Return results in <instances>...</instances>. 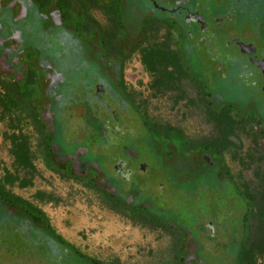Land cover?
I'll use <instances>...</instances> for the list:
<instances>
[{
	"label": "rangeland",
	"instance_id": "1",
	"mask_svg": "<svg viewBox=\"0 0 264 264\" xmlns=\"http://www.w3.org/2000/svg\"><path fill=\"white\" fill-rule=\"evenodd\" d=\"M242 29L246 26L238 32L230 30L225 33L227 37L238 36L244 41L249 40V35L243 34ZM153 31V34H146L151 46L165 37L162 26ZM130 40L131 43L135 41ZM147 41L144 45H148ZM196 62L189 60L188 64L193 68ZM185 67L186 74L158 91L153 87L152 77L140 64L139 56L129 57L121 66V75L123 87L137 107V115L128 113L122 118L129 117L131 126L139 129V140L142 142H139L136 164L146 165L151 170L154 163L159 162L163 166L159 167L162 170L160 173H171L168 180L158 174L156 181L152 180L149 186L166 183L165 189L158 192L164 207L168 203H173L170 208L182 204L179 212L173 214L174 218L175 215L177 217V224L193 230L199 223L209 227V217L215 216L217 223L226 227L223 235H218L219 239L215 235L216 222L211 226L214 229L211 238L206 232L202 238L193 231L203 247V252L198 254L199 261L194 258V243L185 229L158 220L142 223L125 207L111 209L106 197L108 191L99 182V173H57L61 169L72 171L70 160L54 155L47 124L43 126L42 139L26 113L32 111L36 114L38 111L41 114L46 105L45 82L43 75L37 72L24 94V108L19 106L5 111L0 106V179L9 173L28 181L27 187L17 188L15 184L11 185L10 191L40 209L57 235L82 254L102 263L233 264V259L226 257L225 245L234 247L237 244V249L255 245L250 255L254 256L255 264H264V125L252 114L254 112L249 105L242 107L240 104L242 109L238 108L236 102L239 98L235 92L224 94L218 101L219 92L215 94L218 82L215 84L210 80V72L217 65L211 64L207 74L204 72L202 75L193 69L188 72V66ZM228 68L225 63L222 64V72L227 73ZM254 80L258 82V77L254 76ZM220 87L223 89L221 84ZM2 99L6 101L8 98L0 92ZM220 111H229L232 120L229 128L216 125L212 119ZM85 115L84 118L88 113ZM105 116L104 113L99 115L100 118ZM79 117L81 114L77 109L66 110L65 135L71 133L72 136L75 125L81 126ZM156 126L174 129L183 136V141L173 144L170 138L150 139L147 145L143 141L146 135L144 127ZM12 135L24 136L28 141L31 164L27 168L14 162L9 141ZM79 139L82 141L83 137ZM220 143L224 146L220 150L217 148L215 153L195 150L200 144ZM209 147L212 149V146ZM221 168V175H225L223 184L214 191L210 192L202 185L192 186L193 192L198 194L197 202L187 204L176 192L180 185L189 186L193 176L203 170L210 176L216 173L215 170L220 173ZM148 170L145 173H149ZM137 173L138 169L130 175ZM205 198L209 208L199 202ZM201 216L208 218L197 220ZM242 223L245 228H242ZM227 231H230L231 242L229 235H225Z\"/></svg>",
	"mask_w": 264,
	"mask_h": 264
},
{
	"label": "flooded vegetation",
	"instance_id": "2",
	"mask_svg": "<svg viewBox=\"0 0 264 264\" xmlns=\"http://www.w3.org/2000/svg\"><path fill=\"white\" fill-rule=\"evenodd\" d=\"M244 25L246 29L241 31L249 40L226 36ZM161 26L165 37L151 46L146 34ZM155 49L176 55L182 76L187 72L185 66L188 72L193 69L202 75L211 64L217 65L210 80L218 82V101L235 92L238 108L249 105L264 125V0H0V80L16 84L24 95L34 74L43 75L46 105L36 115L42 126H48L54 155L70 160L73 167L57 173H99V182L108 192H112L110 177L125 181L137 169L139 173L148 170V166L136 164L137 148L126 150L121 139L110 136L124 123L123 115L137 113L122 82L121 66L129 57L139 56L153 82L177 76L173 59L162 61L168 63L166 68L147 70L143 54ZM189 60H197L193 68ZM223 63L229 67L227 73L222 72ZM0 92L9 98L2 85ZM72 107L81 114V126L75 125L74 138L67 140L64 118ZM101 113L106 116L100 118ZM4 177L0 179V230L19 226L13 220L17 210L9 208L1 197L2 193L14 195ZM215 222L219 239L227 229L217 219ZM208 224L213 232L212 222ZM193 243L194 258L199 261L200 247ZM2 245H8L11 253L26 249L19 238L8 242L0 235V251ZM236 245H225L226 257H231L233 264L243 252ZM254 248L249 245L246 249ZM254 259L252 256L251 264L256 263Z\"/></svg>",
	"mask_w": 264,
	"mask_h": 264
},
{
	"label": "trees",
	"instance_id": "3",
	"mask_svg": "<svg viewBox=\"0 0 264 264\" xmlns=\"http://www.w3.org/2000/svg\"><path fill=\"white\" fill-rule=\"evenodd\" d=\"M164 59L174 60L173 66L176 70L174 71V74L177 76L173 77V75H169L168 78L155 80L153 82V87L158 91L159 88L171 84L174 79L179 80V77L182 76V72L179 73L182 67L178 64L177 56L169 54L166 51L155 49L143 54V62L149 72H155L158 66L163 68L169 66L167 62H162ZM0 85L9 92V98L6 101L3 99L0 100V106H2L5 111H9L13 107L19 108V106L24 108V95L20 94L19 87H17L16 84L6 80L4 82L0 80ZM26 113L28 118L32 121L34 129L43 139L44 129L37 118V115L32 111H26ZM123 118L124 123L122 125L118 124L120 128L116 129L110 137L121 139V146L127 147L125 148L126 150H136L137 148L138 152L139 142H142L139 140V129L137 128V131V129L135 130V126H131L130 121H128L129 117L124 116ZM212 119L216 125H224L227 128H229L232 122L229 111H220L214 114ZM144 129L146 135L143 141L147 145L149 144L150 139L157 140L170 138L173 144H179L183 141V136L171 128L156 126L151 128L144 127ZM64 130H66L65 127ZM64 136L67 140L74 138L73 135L71 136V133ZM9 141L12 147L11 155L16 165L22 168L30 166V152L27 139L21 135H12L9 138ZM209 146H212V149ZM223 146V143L217 145L200 144L195 150H202L204 152L210 151L211 154V152L215 153L217 148L220 150ZM154 166H152L151 170H148L149 173H137L136 175L131 176L132 179L130 178L129 180L124 181L118 177H110L112 192L106 193V197L110 202V208L115 209L125 207L126 210L136 214L135 216L137 220H140L142 223H155L162 221L176 227L184 228L190 233L193 241L200 247V253H202L203 247L199 244L193 231H196V235H200L202 238L203 234L206 232L211 238V236L214 235V230L213 232L209 231V227H205L201 223L197 224V226L194 227V230L187 228L184 225L177 224V217L175 215L174 218L173 214L179 212L178 208L181 207L182 204L179 203L176 206L174 205V208H170L173 203H168V205L164 207L158 197V192L165 189L166 183H155V186H149L152 183V180L154 182L156 181L155 179L158 174L161 175V177L164 175L165 180H168L171 179V173H160L162 170H160L159 167L154 168ZM223 176L225 175H221V173H211L210 176H207L206 173L196 174L188 183L189 186L185 187V185H180L177 187L176 192H179L182 195L181 199L186 200L187 204L189 202H197L198 194L197 192H193L191 189L192 186L198 185L200 187L202 185V188H207L211 192L214 191V188H218L223 184ZM197 181L199 184H196L198 183ZM4 182L8 185L18 183L20 188L28 186V181L23 179L19 180L9 173L5 175ZM1 197L9 208H15L17 210V215H15L13 220L17 221L19 226H13L7 230L2 229L0 230V235L8 242H13L19 238L25 243L26 249L24 250V253H11L7 248L8 245H2V250L0 251V264H107L82 254L79 250L57 235L49 225L44 213L28 201L9 193H2ZM199 202L204 204L205 207H208L206 198L204 201L199 200ZM186 211H188V208ZM194 216H196L195 212ZM197 218V220L200 221L207 219L208 217L204 218L201 216ZM215 218V216L209 217V222H212V225H214L216 221ZM242 249L243 252H239V256L235 260V263L251 264L250 261L253 255H250V250H247L246 248ZM68 259H70L69 262L67 261Z\"/></svg>",
	"mask_w": 264,
	"mask_h": 264
},
{
	"label": "water",
	"instance_id": "4",
	"mask_svg": "<svg viewBox=\"0 0 264 264\" xmlns=\"http://www.w3.org/2000/svg\"><path fill=\"white\" fill-rule=\"evenodd\" d=\"M240 46H243L242 44H240Z\"/></svg>",
	"mask_w": 264,
	"mask_h": 264
}]
</instances>
